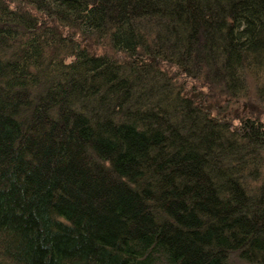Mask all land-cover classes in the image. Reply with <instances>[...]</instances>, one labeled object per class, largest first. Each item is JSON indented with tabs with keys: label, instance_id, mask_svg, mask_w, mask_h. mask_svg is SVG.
Instances as JSON below:
<instances>
[{
	"label": "trees",
	"instance_id": "1",
	"mask_svg": "<svg viewBox=\"0 0 264 264\" xmlns=\"http://www.w3.org/2000/svg\"><path fill=\"white\" fill-rule=\"evenodd\" d=\"M251 94L264 0H0V264H264Z\"/></svg>",
	"mask_w": 264,
	"mask_h": 264
},
{
	"label": "rangeland",
	"instance_id": "2",
	"mask_svg": "<svg viewBox=\"0 0 264 264\" xmlns=\"http://www.w3.org/2000/svg\"><path fill=\"white\" fill-rule=\"evenodd\" d=\"M252 86L253 84L251 85V87ZM185 87H186L187 93L192 94L193 96L197 97L196 98L197 100L201 98L204 106L212 110V104H211L212 101L207 100L205 97L203 98V95H202V93L205 92V88L203 89L200 86L193 84L192 82H186ZM252 90L253 88H250L251 93L253 92ZM262 102L258 101L257 98L253 94H251L250 96L245 95L244 97H241L239 99V102L235 106H232V108H234L232 111H234L235 113L238 110L237 113H241V114L242 113H253V114L260 116V118L264 121V103ZM229 119H230L229 122L231 124H236L238 122L237 118H229ZM237 264H252V263L237 260Z\"/></svg>",
	"mask_w": 264,
	"mask_h": 264
}]
</instances>
